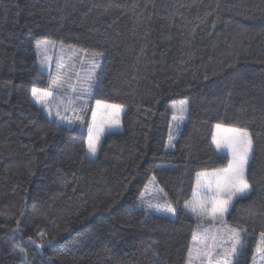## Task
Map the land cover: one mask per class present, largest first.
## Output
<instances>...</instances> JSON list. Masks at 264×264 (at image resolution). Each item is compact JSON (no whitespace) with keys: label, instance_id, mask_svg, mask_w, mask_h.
Returning <instances> with one entry per match:
<instances>
[{"label":"trees","instance_id":"trees-1","mask_svg":"<svg viewBox=\"0 0 264 264\" xmlns=\"http://www.w3.org/2000/svg\"><path fill=\"white\" fill-rule=\"evenodd\" d=\"M95 26L109 43L92 98L125 112L91 158L88 116L59 124L31 93L50 89L36 42ZM216 124L253 140L251 191L225 219L243 231L233 264H251L264 232V0H0V264H187L196 176L228 164ZM151 176L175 218L139 206Z\"/></svg>","mask_w":264,"mask_h":264},{"label":"rangeland","instance_id":"rangeland-1","mask_svg":"<svg viewBox=\"0 0 264 264\" xmlns=\"http://www.w3.org/2000/svg\"><path fill=\"white\" fill-rule=\"evenodd\" d=\"M44 41H50V42H55V43L54 44L52 43L44 44L43 43ZM61 41L65 45L63 50H61V47H60ZM37 42L35 44V50H36L38 66L42 72H45L49 75L50 89H47V90L53 92V96L48 97L45 103H38L36 99L33 97L32 93H31V98L37 106L41 107L44 110L47 117L50 120H56L59 124H62L67 127L73 128V127L78 126V127L84 128L86 117L88 116V124L86 126L87 144H88V136H89L88 128L90 125H92V112L93 111L98 112L96 123L98 126L102 127L103 129L101 132V136H100V143L105 134L116 133V132L122 131V117L125 112V107L119 105L121 106V110L118 113V117L113 116L110 118L108 116H105L104 114L112 113V109L105 108L103 107V105H116V104L101 101L102 105L98 109L97 103H96L97 100L92 98L93 89L98 80L99 72L101 69V64H102V61H103V58H104V55H105V52H106V49L109 43V34L103 28L99 26L90 27V28H82V29L64 28L61 31V34L58 40L56 41L39 40V42H41L39 48L37 47ZM69 45L72 46V49H76L77 51L70 50L67 47ZM80 49L87 50L88 53H91V52L103 53L102 56L96 58L97 62L99 63V67L96 68L95 70L94 78L90 82H85L83 80L81 82H78L75 76H73L70 82L75 88V91L71 89H67V85H65V89L67 90L56 89L52 87L51 79H52V76L55 75L56 73L57 61L65 65L66 72H69V73L72 71L78 72L81 78H83L86 75V72L89 67L90 57L85 56L83 52L78 51ZM45 57L48 58V61L45 64H42L41 61L45 60ZM81 60L83 61V66L81 64ZM89 84L91 85L90 91H83V89L88 88ZM38 90H42V89H38ZM85 104L87 105V107L82 109V105H85ZM182 105H183V111L181 112ZM186 105H187L186 101H177V102L171 103L169 105V108L173 115H176V116L183 115V118H184L186 116V111H187ZM57 112H59V116H57ZM79 116H82L83 119L82 120L77 119V117ZM113 118L119 119L118 125L112 124L111 121ZM68 121H71V123H69ZM227 128H234V127H228V126L222 125V129L220 130L214 127L213 136L218 135V134L226 135L227 133H225L223 129H227ZM100 143L97 147V152L95 155H92L91 153H89L88 147H87V154L89 157L96 158ZM212 144L217 153L228 156V164H229V160L231 159L229 150L227 148L217 149L216 144L213 141V138H212ZM250 158H251V153H250ZM228 164L224 168H227ZM213 171L215 170L203 171L197 174L193 194L188 204L194 202L197 199L203 198L204 194H207L208 196L211 195V193L208 192V189L204 186L207 184V180L202 174L211 173ZM153 178L154 177L151 176L147 184L142 189L141 194L139 195V206L149 212L160 214V215H163L169 218H175L176 212L175 213L165 212L162 208L160 211H157L154 207L153 208L148 207L149 204L155 206V205H161L165 202L171 203L168 196L159 188L155 179ZM222 198H227V197L225 196ZM236 198H239V197L232 198V201L230 205L228 206V210L232 202ZM189 210L191 211L190 208ZM228 210L223 214V218H222L223 222H221V220L219 219L213 220L210 216H199V219H200L199 226H198L197 231L195 232V234L198 237V240L194 242L192 238V244H191V249H190L191 256H189V260L187 264H208V261L207 260L202 261L199 255L200 250L204 248V244H205L204 238L206 235L217 237V243L218 245H220V247L216 248L215 252L220 253V255L222 256L224 249H228L231 247V242L228 238L229 229H237L240 233V236H239L240 243L237 246L238 247L237 253L239 252V249H241L243 246V243L241 241L243 231L241 229L231 227L227 224L225 219H226ZM207 243L212 244V241L209 239ZM237 253L234 254L233 256L228 257L230 264H233ZM212 264H216V261H212ZM251 264H264V260L260 258V254L256 253L255 250H254V256L251 261Z\"/></svg>","mask_w":264,"mask_h":264},{"label":"snow or ice","instance_id":"snow-or-ice-1","mask_svg":"<svg viewBox=\"0 0 264 264\" xmlns=\"http://www.w3.org/2000/svg\"><path fill=\"white\" fill-rule=\"evenodd\" d=\"M44 44L55 42L44 41ZM41 42H37V47H40ZM61 50L64 49L65 45L63 42H60ZM72 51H77L76 49H72V46H67ZM83 52L85 56L90 57L89 67L86 72V75L81 78L78 72H66L65 65L57 61L56 64V73L52 76L51 85L56 89H65V85H67V89H71L75 91V88L71 84V80L73 76H75L78 82L82 80L85 82H90L94 78V73L96 68L99 67V63L96 58L103 55L100 52H91L88 53L87 50L80 49L78 50ZM48 61V58L45 57V60H42L41 63L45 64ZM81 64L83 66V61L81 60ZM91 85L89 84L87 89H83V91H90ZM65 89V90H67ZM32 95L36 99L38 103H45L48 97L53 96V92L48 91L47 89H33ZM97 107L102 105L101 101H97ZM87 105H82V109L86 108ZM105 108H111L112 113H105V116L113 117L117 116L121 110V106L119 105H103ZM67 110V109H65ZM183 111V105L181 107V112ZM97 111L92 112V125L89 126L88 132V151L92 155H95L97 152V147L100 143V136L102 132V127L98 126L97 121ZM57 116H59V112H57ZM63 119V118H62ZM77 119L82 120L83 117L79 116ZM183 115L176 116L173 115V120H182ZM71 123V121H68ZM113 125L119 124L118 118L112 119ZM218 130L222 129L221 124H216L215 126ZM226 135H214L213 141L216 144L217 149L227 148L229 150V154L231 159L229 160V164L227 168L217 169L211 173L202 174L206 180L207 184L204 185L208 192L211 193L210 196L207 194L203 195V198L197 199L190 204H186V207H189L191 211L198 216H210L213 220L219 219L223 222V214L228 210V206L230 205L233 197L245 198L251 191V185L246 177V168L250 164V153L254 151L253 148V140L247 129L243 128H227L223 129ZM154 179V178H153ZM227 198H222V197ZM210 205V207H209ZM149 208H155L157 211H160L161 208L165 212L175 213V208H173L171 203L165 202L161 205H148ZM240 233L237 229H229L228 230V238L231 242V247L228 249H224L223 255L215 252L216 248L220 247L217 243L216 236H205V244L204 248L200 250L199 255L203 260H207L208 264H212V261H216V264H230L228 257L233 256L238 251V244ZM212 241V244H208V240ZM198 237L196 234L193 235V241H197ZM21 254H23V249L20 250ZM256 253L260 254V258L264 260V232L260 233V240L257 243ZM215 253V254H214ZM191 256V252L189 253Z\"/></svg>","mask_w":264,"mask_h":264}]
</instances>
